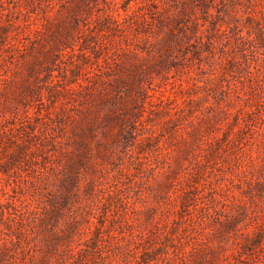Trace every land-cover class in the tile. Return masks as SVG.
<instances>
[{
	"label": "rangeland",
	"instance_id": "374dc122",
	"mask_svg": "<svg viewBox=\"0 0 264 264\" xmlns=\"http://www.w3.org/2000/svg\"><path fill=\"white\" fill-rule=\"evenodd\" d=\"M128 1L0 0V264H264V0Z\"/></svg>",
	"mask_w": 264,
	"mask_h": 264
},
{
	"label": "trees",
	"instance_id": "16d2710c",
	"mask_svg": "<svg viewBox=\"0 0 264 264\" xmlns=\"http://www.w3.org/2000/svg\"><path fill=\"white\" fill-rule=\"evenodd\" d=\"M128 2H130V0H129ZM143 20H144L145 22H147V20H146V17H145V16H143Z\"/></svg>",
	"mask_w": 264,
	"mask_h": 264
}]
</instances>
